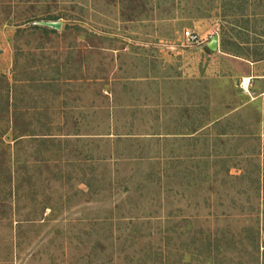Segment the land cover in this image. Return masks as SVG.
<instances>
[{
  "label": "rangeland",
  "instance_id": "rangeland-1",
  "mask_svg": "<svg viewBox=\"0 0 264 264\" xmlns=\"http://www.w3.org/2000/svg\"><path fill=\"white\" fill-rule=\"evenodd\" d=\"M216 34L264 61V0H0V264H264V79Z\"/></svg>",
  "mask_w": 264,
  "mask_h": 264
},
{
  "label": "crops",
  "instance_id": "crops-1",
  "mask_svg": "<svg viewBox=\"0 0 264 264\" xmlns=\"http://www.w3.org/2000/svg\"><path fill=\"white\" fill-rule=\"evenodd\" d=\"M194 30L200 34V32L196 30V27L194 28ZM182 37L185 40L184 35ZM208 43L209 42L206 43L208 51L214 56L217 55L218 53H221L222 56H224L223 57L224 60H226V62L232 67V70L240 78L251 77L252 79L253 78L264 79V73L261 72L262 70H264L263 69L264 61H255V60H251L249 57L235 54V52L234 53L227 52L226 50L223 49L222 46H221V49L219 46V49L217 51H211L208 48ZM226 56H229V57H226Z\"/></svg>",
  "mask_w": 264,
  "mask_h": 264
},
{
  "label": "built area",
  "instance_id": "built-area-1",
  "mask_svg": "<svg viewBox=\"0 0 264 264\" xmlns=\"http://www.w3.org/2000/svg\"><path fill=\"white\" fill-rule=\"evenodd\" d=\"M183 35L188 44L201 45L204 43L203 37L194 29H186ZM251 79V77H243L240 82L241 88L247 93H250Z\"/></svg>",
  "mask_w": 264,
  "mask_h": 264
},
{
  "label": "water",
  "instance_id": "water-1",
  "mask_svg": "<svg viewBox=\"0 0 264 264\" xmlns=\"http://www.w3.org/2000/svg\"><path fill=\"white\" fill-rule=\"evenodd\" d=\"M38 24L43 25V26H48L51 28H55L57 30L61 29L62 27V23L60 21L42 20V21H39ZM219 46H220L219 35L216 34L211 38V41L208 43V48L211 51H215L219 49Z\"/></svg>",
  "mask_w": 264,
  "mask_h": 264
},
{
  "label": "trees",
  "instance_id": "trees-1",
  "mask_svg": "<svg viewBox=\"0 0 264 264\" xmlns=\"http://www.w3.org/2000/svg\"><path fill=\"white\" fill-rule=\"evenodd\" d=\"M45 29H47V30H51V31H56V29L55 28H51V27H48V26H43ZM222 46H223V49L224 50H226L227 52H232V53H234L233 52V50L226 44V42L225 41H222ZM235 54H239V55H242V56H244V54H240L239 52H235Z\"/></svg>",
  "mask_w": 264,
  "mask_h": 264
}]
</instances>
